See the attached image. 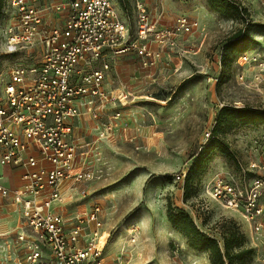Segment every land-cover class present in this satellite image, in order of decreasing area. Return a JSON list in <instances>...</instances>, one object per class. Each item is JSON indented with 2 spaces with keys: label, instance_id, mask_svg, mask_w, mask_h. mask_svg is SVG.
Returning a JSON list of instances; mask_svg holds the SVG:
<instances>
[{
  "label": "rangeland",
  "instance_id": "obj_1",
  "mask_svg": "<svg viewBox=\"0 0 264 264\" xmlns=\"http://www.w3.org/2000/svg\"><path fill=\"white\" fill-rule=\"evenodd\" d=\"M114 1L133 28L134 11L128 14ZM233 1L247 11L245 18L224 17L210 7L209 0H150V11L160 25L171 26L178 18L187 17L199 23L198 30L182 37L176 51L164 50L156 66L145 69L137 60L122 61L127 63L123 73L111 71L107 84L114 97L123 93L127 98L122 104L114 103L109 119L100 122L89 117L77 126L79 155L92 168L94 179L78 186L80 201L69 210L88 211L100 205L103 230L109 235L106 264H210L209 255L193 250L168 222L169 202L189 213L199 229L221 245L225 227L234 223L244 237L241 249L253 251L244 264H264V245L251 237L239 215L205 192L217 177L236 175L240 164L254 175L260 172L264 166V124L226 128L220 140L228 145L236 163L214 152L204 175L192 183L190 197L184 198L182 176L207 145L205 135L213 131L219 111L225 106L264 111V82L255 80L256 66L245 63L238 54L231 55L225 66L221 60L224 46L247 25L258 26L249 32L254 43L244 53L264 60V2ZM10 22L4 12L0 26ZM54 26L53 22L48 29ZM3 28L0 73L6 76L18 61L30 67L38 65L40 44L7 55ZM117 113L121 114L119 121L113 119ZM106 122L114 129L108 138L99 140L98 129ZM0 178L11 185L8 169L2 166ZM22 216L12 203L0 204V224H5L0 232L1 260L20 256L15 235L23 226Z\"/></svg>",
  "mask_w": 264,
  "mask_h": 264
},
{
  "label": "built area",
  "instance_id": "obj_2",
  "mask_svg": "<svg viewBox=\"0 0 264 264\" xmlns=\"http://www.w3.org/2000/svg\"><path fill=\"white\" fill-rule=\"evenodd\" d=\"M39 2L5 0L2 8L11 20L0 26L6 54L39 43L42 58L36 66L18 61L6 76L0 73V165L23 171L20 188L0 184V199L19 206L24 218L16 236L20 256L0 259V264H106L100 205L69 210L80 201L78 186L94 179L92 168L80 158L75 122L83 116L109 119L114 103L127 98L123 93L116 98L106 89L114 62L134 55L143 68L156 66L164 50L176 51L179 40L198 30L199 23L180 17L171 26L160 25L150 0H131L133 28L114 0ZM50 11L63 19L48 29L44 18ZM241 56L256 66L255 80L264 82V60ZM120 118V113L113 117ZM109 123L98 129L99 140L112 133ZM205 136L208 142L212 132ZM253 172L240 164L236 175L217 177L205 192L239 215L251 237L264 245V166Z\"/></svg>",
  "mask_w": 264,
  "mask_h": 264
},
{
  "label": "trees",
  "instance_id": "obj_3",
  "mask_svg": "<svg viewBox=\"0 0 264 264\" xmlns=\"http://www.w3.org/2000/svg\"><path fill=\"white\" fill-rule=\"evenodd\" d=\"M5 0H0V18H2V8ZM121 6V10L130 14L133 10L131 0H116ZM210 7L224 17H233L241 15L245 18L247 11L241 9L233 0H209ZM258 25H247V27L238 32L235 37L223 48L221 58L222 65L233 54L242 55L248 45L254 43L249 32ZM212 136L207 145L201 149L193 161L190 169L185 176L184 198L190 197L192 183L204 175L207 170V164L214 152L223 155L227 159L235 161V156L228 145L220 140V135L226 128L240 124L242 126H254L264 124V111L253 108H237L235 106L223 107L217 116ZM167 219L172 228L182 234L189 242V246L200 253L209 255L210 264H244L253 251L250 249H241L244 237L234 223L225 227L223 234V245L211 237L209 234L202 232L194 219L189 213L182 209H176L169 202L167 207ZM238 250V251H236Z\"/></svg>",
  "mask_w": 264,
  "mask_h": 264
},
{
  "label": "crops",
  "instance_id": "obj_4",
  "mask_svg": "<svg viewBox=\"0 0 264 264\" xmlns=\"http://www.w3.org/2000/svg\"><path fill=\"white\" fill-rule=\"evenodd\" d=\"M46 2V0H40L39 4L42 5ZM53 14V16H51ZM63 14H59V13H55L53 11H50L48 12L46 15H45V18H44V23H45V26L48 28L51 26V24L54 22L55 23V26L54 27H51V28H55L57 26H60L61 23H62V19H63ZM127 59H133V60H138V58H136L134 55H129V56H126V57H122L120 59H118L116 62L113 63L112 65V68H111V71L112 72H116L118 74H122L123 71H124V65H127V63L125 62H122V61H125ZM111 71L110 73L108 74V79H107V82H106V89L108 91H110V89L108 88V81H109V78H110V74H111ZM129 72H130V69H129ZM111 92V91H110ZM109 112V115H111V112L112 111H108ZM89 118V116H83L81 117L80 119H78L76 122H75V127H74V136L79 138L78 137V127L77 126H81L83 124V122L86 121V119ZM91 118V117H90ZM107 118L104 117L101 121H104L106 120ZM77 124V125H76ZM79 143V141H77ZM1 166V165H0ZM6 169H8V172L10 174V182H11V185L8 184V185H5L2 183V178H0V184H2L3 186H5L6 188H9V189H15V188H20L22 185H23V180H22V176H23V171L21 169H14V168H10V167H5V166H2ZM5 201H8L10 203H12V205H14L16 208H18L20 211H22V209L15 205L12 201L10 200H1L0 199V204H2L3 202ZM21 219H24L23 216ZM3 221V220H1ZM23 227V226H22ZM21 227V228H22ZM3 228H5V224L1 222L0 224V232H2ZM20 228V230H21ZM19 230V231H20ZM16 236L17 234L15 235V239H16Z\"/></svg>",
  "mask_w": 264,
  "mask_h": 264
},
{
  "label": "bare ground",
  "instance_id": "obj_5",
  "mask_svg": "<svg viewBox=\"0 0 264 264\" xmlns=\"http://www.w3.org/2000/svg\"><path fill=\"white\" fill-rule=\"evenodd\" d=\"M107 238H108V235L106 234L102 239H101V242H100V246L103 247L107 241Z\"/></svg>",
  "mask_w": 264,
  "mask_h": 264
}]
</instances>
